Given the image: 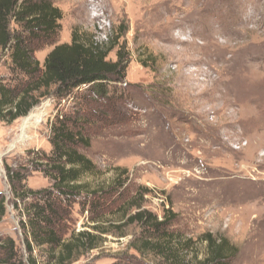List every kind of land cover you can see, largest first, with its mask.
I'll return each instance as SVG.
<instances>
[{"label":"rangeland","instance_id":"374dc122","mask_svg":"<svg viewBox=\"0 0 264 264\" xmlns=\"http://www.w3.org/2000/svg\"><path fill=\"white\" fill-rule=\"evenodd\" d=\"M53 3L63 18L57 43L35 54L41 67L74 36L107 49L119 33L109 60L124 57L126 77L109 85L111 100L90 97L85 87L63 99L51 92L28 116L0 121V193L7 204L0 239H13L29 264L8 169L29 190L52 189L40 159L51 155L52 126L65 118L90 140L80 151L98 168L83 183L97 189L123 176L127 217L140 210L159 220L177 215L171 230L195 243L183 255L188 261L206 257L201 238L212 233L239 248L230 264H264V0ZM13 73L11 52L0 51V82ZM31 115L37 118L28 121ZM90 213L78 199L65 237L92 232ZM126 213L104 218L99 227L108 232L100 248L73 264H165L132 249L143 228L117 229ZM33 256L50 264L45 248L36 247Z\"/></svg>","mask_w":264,"mask_h":264},{"label":"trees","instance_id":"16d2710c","mask_svg":"<svg viewBox=\"0 0 264 264\" xmlns=\"http://www.w3.org/2000/svg\"><path fill=\"white\" fill-rule=\"evenodd\" d=\"M62 18V11L53 0H0V51L11 52L14 66L12 80L0 82L1 122L10 125L28 116L51 92L63 99L85 87L88 96L111 100L109 85L126 77L129 62L121 55L116 62L109 60L123 37L119 33L107 49L74 36L71 44L55 46L41 67L35 54L57 43ZM50 142L51 155H43L40 160L44 172L53 181L52 189L29 190L22 185L24 179L12 169H8V178L15 187L14 204L21 211L29 264H37L33 256L36 247L46 249L50 264H73L82 255L100 248L101 234L108 232L99 227L104 218L126 213L127 201L123 202L126 180L119 175L112 185L97 189L83 183L84 176L98 172V168L80 151V146L90 147V140L67 119L58 118L54 123ZM83 194L85 199H81ZM78 199L82 207H89L93 231H72L65 237V225ZM6 214V198L0 193V223ZM124 217L126 222L115 225L117 229L134 224L143 228L142 236L131 244L132 249L142 256L153 254L165 264H230L239 253V248L227 238L206 233L201 238L207 246L206 257L200 260L196 255L195 262L188 261L183 255L195 243L192 239L183 241L171 230L177 215L168 212L159 220L152 213L140 210ZM0 264H26L11 238L0 239Z\"/></svg>","mask_w":264,"mask_h":264},{"label":"bare ground","instance_id":"6f19581e","mask_svg":"<svg viewBox=\"0 0 264 264\" xmlns=\"http://www.w3.org/2000/svg\"><path fill=\"white\" fill-rule=\"evenodd\" d=\"M34 118H37V116L36 115H31V117H30V119L28 121H30L31 119H34Z\"/></svg>","mask_w":264,"mask_h":264}]
</instances>
